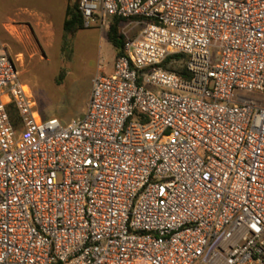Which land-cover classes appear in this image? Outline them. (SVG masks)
<instances>
[{"label":"built area","instance_id":"2783aa9c","mask_svg":"<svg viewBox=\"0 0 264 264\" xmlns=\"http://www.w3.org/2000/svg\"><path fill=\"white\" fill-rule=\"evenodd\" d=\"M78 9L128 20L70 123L36 115L0 50V264H264V0Z\"/></svg>","mask_w":264,"mask_h":264},{"label":"rangeland","instance_id":"374dc122","mask_svg":"<svg viewBox=\"0 0 264 264\" xmlns=\"http://www.w3.org/2000/svg\"><path fill=\"white\" fill-rule=\"evenodd\" d=\"M68 1L0 0V50L18 60L20 77L36 103V115L56 118L63 125L82 114L94 77L112 56V46L104 40L107 34L100 35L96 26L87 29L82 25V30L64 34ZM141 28L142 24L132 31ZM25 34L31 43L22 49L17 39ZM16 50L22 53L16 54ZM60 72L64 77L58 84ZM9 108L18 124L14 107Z\"/></svg>","mask_w":264,"mask_h":264},{"label":"trees","instance_id":"16d2710c","mask_svg":"<svg viewBox=\"0 0 264 264\" xmlns=\"http://www.w3.org/2000/svg\"><path fill=\"white\" fill-rule=\"evenodd\" d=\"M128 19L121 18V17H113L110 23V27L107 31V40L113 46L116 51V56L122 53V46L124 42V35L121 32V28L123 24ZM62 29L64 34H72L78 30L83 29L82 27V16L78 9V0H69L64 14V20ZM66 38V37H65ZM182 55L175 54L168 57L163 63L162 68L165 70L174 72L180 76H185V72L183 67L180 66V58ZM64 74L59 73L56 78V82L59 84L63 80ZM11 105H8V110L10 109ZM11 119L13 121V117L11 115Z\"/></svg>","mask_w":264,"mask_h":264},{"label":"crops","instance_id":"0c3cea01","mask_svg":"<svg viewBox=\"0 0 264 264\" xmlns=\"http://www.w3.org/2000/svg\"><path fill=\"white\" fill-rule=\"evenodd\" d=\"M11 25H13V24H11ZM63 25V24H62ZM82 30V29H81ZM97 30H99V29H97ZM79 31V30H78ZM78 31H76V32H78ZM75 32V33H76ZM103 32H105V34H107V31H101V30H99V33H100V35H102L103 36ZM31 39H30V37L28 36V34H25V37L23 38V37H19L18 39H17V43L18 44H21L22 45V49L23 48H25V44H29V43H31V41H30ZM104 40L108 43V44H110L109 42H108V40H107V37H105L104 36ZM111 45V44H110ZM112 46V45H111ZM21 50H16V54H21L22 52H20ZM15 54V55H16ZM116 57V51H115V49L113 48V46H112V56H111V58L109 59V62H107V64L105 65V68L104 69H101V72L100 73H104V74H109V73H111L112 72V65H113V61H114V58ZM89 97H90V95H89ZM89 97H88V99H87V104H88V100H89ZM259 97H260V102H261V105H263L264 106V91L262 92V93H260V95H259ZM87 104H86V106H87ZM86 106H85V108H84V110H83V112H82V114L80 115V116H82L83 114H84V112H85V109H86ZM80 116H77V117H80Z\"/></svg>","mask_w":264,"mask_h":264}]
</instances>
